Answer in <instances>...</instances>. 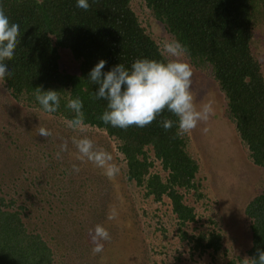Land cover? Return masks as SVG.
I'll use <instances>...</instances> for the list:
<instances>
[{
    "label": "rangeland",
    "instance_id": "obj_1",
    "mask_svg": "<svg viewBox=\"0 0 264 264\" xmlns=\"http://www.w3.org/2000/svg\"><path fill=\"white\" fill-rule=\"evenodd\" d=\"M250 50L264 82V0L253 3ZM141 27L158 44L174 38L147 8L145 0H130ZM60 71L78 75L80 62L69 49L58 48ZM191 65V91L198 110L210 104L212 113L188 134L179 133L185 151L197 164L191 190H180L183 203L194 210V222L180 225L171 201H155L127 177L119 142L105 131L88 126L68 128L62 116L17 100L0 80V198L4 210L17 213L27 233L37 234L49 249L52 264H238L249 258L252 235L246 206L264 191V168L254 165L230 116L228 102L208 63ZM51 131L38 135L39 128ZM90 138L96 148L112 156L119 171L109 176L81 158L73 138ZM67 149L56 153L60 146ZM149 174L166 182L167 171L156 160ZM73 165L79 171H73ZM118 216L109 220L110 211ZM97 225L111 239L94 253L91 233ZM185 233L189 240L181 239ZM221 236L219 251L194 248L196 238Z\"/></svg>",
    "mask_w": 264,
    "mask_h": 264
},
{
    "label": "trees",
    "instance_id": "obj_2",
    "mask_svg": "<svg viewBox=\"0 0 264 264\" xmlns=\"http://www.w3.org/2000/svg\"><path fill=\"white\" fill-rule=\"evenodd\" d=\"M255 0H145L166 31L189 50L193 64L208 63L224 93L230 116L254 165L264 168V82L259 65L250 50L253 2ZM87 11L76 7V0H0L10 22H19L20 40L15 55L5 61L13 75L2 82L17 100L40 108L36 88L60 92L56 113L74 118L68 100L83 101L85 123L105 131L119 142L118 150L127 165V177L144 186L147 196L160 201L166 196L180 225L194 222V210L183 203L180 190H191L197 164L185 151L177 126L165 130L162 121L177 120L165 110L151 124L139 128H114L99 117L107 102L97 100V86L90 82V70L101 60L103 71L121 63L130 67L137 59L167 62L158 44L143 29L130 7V0H89ZM58 48L69 49L80 62L79 74L60 71ZM156 160L167 171L166 182L149 174ZM0 198V264H52L50 251L37 234L27 233L17 213L4 210ZM252 235L249 258L257 248L264 249V191L245 209ZM181 239L189 240L182 233ZM194 248L221 249V236L211 233L196 238ZM235 264V262H231ZM238 264H243L239 262Z\"/></svg>",
    "mask_w": 264,
    "mask_h": 264
},
{
    "label": "clouds",
    "instance_id": "obj_3",
    "mask_svg": "<svg viewBox=\"0 0 264 264\" xmlns=\"http://www.w3.org/2000/svg\"><path fill=\"white\" fill-rule=\"evenodd\" d=\"M76 7L87 11L89 0H76ZM21 26L19 22L12 23L5 11L0 8V80L13 75L12 69L5 61L16 53L20 40ZM163 53L169 59L162 62L154 59H137L130 67L117 64L108 71H103L107 61L101 59L89 72L88 80L97 86L94 98L105 100L106 110L99 119L114 128L127 129L130 126L143 128L151 124L165 110L177 117L176 121L165 119L163 128L167 131L177 126L178 132L188 134L202 121H207L212 113L210 104L198 110L191 91L193 71L189 63L181 58L188 56L189 50L179 40L165 41L162 44ZM35 99L41 109L49 114L56 113L60 107L61 96L56 90L36 88ZM67 108L75 115L65 121L73 131H83L88 127L85 123L83 101L77 97L68 100ZM38 135L50 137L51 131L40 127ZM73 144L81 158H86L97 167L106 170L109 176L119 169L110 163L112 156L103 149H98L88 137L73 138ZM67 145L60 146L56 153L58 159ZM73 171L79 168L73 165ZM118 216L115 209L110 211L109 220ZM95 245L94 253L103 251V242L111 239L109 232L102 225H97L91 233ZM256 256L245 258L243 264H264V249L257 248Z\"/></svg>",
    "mask_w": 264,
    "mask_h": 264
}]
</instances>
